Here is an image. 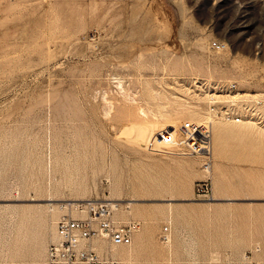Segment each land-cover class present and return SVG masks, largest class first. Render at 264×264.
<instances>
[{
    "label": "rangeland",
    "instance_id": "374dc122",
    "mask_svg": "<svg viewBox=\"0 0 264 264\" xmlns=\"http://www.w3.org/2000/svg\"><path fill=\"white\" fill-rule=\"evenodd\" d=\"M228 81L264 93V0H0V264H46L64 203L108 198L139 222L99 247L118 264H264V106L212 117L211 173L131 128L207 120Z\"/></svg>",
    "mask_w": 264,
    "mask_h": 264
},
{
    "label": "built area",
    "instance_id": "2783aa9c",
    "mask_svg": "<svg viewBox=\"0 0 264 264\" xmlns=\"http://www.w3.org/2000/svg\"><path fill=\"white\" fill-rule=\"evenodd\" d=\"M213 48L225 50L228 44L214 40ZM218 92L209 94L207 109L214 118L240 123L244 120V109L264 106V93L242 91L237 82L217 84ZM225 98H220L219 95ZM213 122L185 120L177 130L163 128L152 136L147 149L153 152L198 156L203 158V168L212 170ZM199 199L213 198V181L209 176L196 184ZM118 206L110 201H87L75 205L56 222V237L46 252V264H118L119 260L99 250L101 244L110 249L130 245L139 229L135 220L122 221L117 216ZM84 214V215H83ZM170 227H164L162 236L169 239Z\"/></svg>",
    "mask_w": 264,
    "mask_h": 264
},
{
    "label": "bare ground",
    "instance_id": "6f19581e",
    "mask_svg": "<svg viewBox=\"0 0 264 264\" xmlns=\"http://www.w3.org/2000/svg\"><path fill=\"white\" fill-rule=\"evenodd\" d=\"M147 115V114H146ZM148 116V115H147ZM144 117H145V115H144ZM153 118H151L152 120H150V122L152 121L153 122V124H151L150 123V125H149V127L152 125V128L151 129H149V128H147L146 127V125H138L137 123V125L136 126H132L131 128H133L132 130L134 131V141H136V143L137 144H139V145H143V144H145V142L146 141H148V139H150V137H152V136H154V135H156V134H158L163 128H169V129H171V130H177L178 129V127L180 126V123H179V121L178 120H176V119H170V120H162L161 118L162 117H160V116H157V115H154V116H152ZM148 118V117H147ZM147 118H146V120H147ZM196 117H193V119H195ZM198 118V117H197ZM209 120H211L212 121V117L210 116L209 118H208ZM149 120V119H148ZM146 123H148V121H146ZM159 123V124H158ZM134 124V123H133ZM133 124H131V125H133ZM142 124V123H141ZM144 124V123H143ZM129 126V125H128ZM216 129L218 130V133L219 134H224L225 132H226V130H225V128H223V127H216ZM230 133V132H229ZM226 134V133H225ZM227 135H228V133H227ZM146 146V145H145ZM213 200H216V198L214 197V198H212ZM48 200H55V199H48ZM71 201H67L68 203H64V204H68V205H72V204H74V205H77V204H79L78 202H77V200H79V199H70ZM85 200V199H84ZM88 201H91L90 199H87ZM105 200H107V201H110V202H112L114 205H116V206H118L120 203H119V201L121 200V199H118V198H108V199H105ZM211 200V199H210ZM219 200V199H218ZM83 202H87V201H83ZM80 203H82V202H80ZM84 215V214H83ZM114 249H112V251H113Z\"/></svg>",
    "mask_w": 264,
    "mask_h": 264
}]
</instances>
